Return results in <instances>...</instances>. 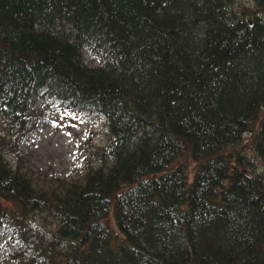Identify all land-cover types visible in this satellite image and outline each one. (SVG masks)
<instances>
[{"label": "trees", "instance_id": "obj_1", "mask_svg": "<svg viewBox=\"0 0 264 264\" xmlns=\"http://www.w3.org/2000/svg\"><path fill=\"white\" fill-rule=\"evenodd\" d=\"M250 2L0 0V232L55 216L46 264H264V0ZM37 98L102 114L105 159L35 179L16 139Z\"/></svg>", "mask_w": 264, "mask_h": 264}, {"label": "rangeland", "instance_id": "obj_2", "mask_svg": "<svg viewBox=\"0 0 264 264\" xmlns=\"http://www.w3.org/2000/svg\"><path fill=\"white\" fill-rule=\"evenodd\" d=\"M235 1L239 5H247L252 0ZM82 55L90 64L99 62L98 57L90 52L89 44L83 45ZM35 107L37 113L28 120L24 134L18 135L16 139V146L24 156L25 165L35 179L44 183L55 176L72 179L80 176L89 165L97 166L105 159L101 146L107 136V121L102 114L81 112L62 117L55 107L44 106L42 98L35 100ZM263 113L264 110L261 114ZM3 130L0 117V132ZM15 135L13 132L12 136ZM246 136L244 135L242 142H247ZM5 158L11 164L15 160L12 151H7ZM186 161L191 166L192 162L188 157ZM258 164L264 171V161L259 159ZM108 219L115 229L111 215ZM55 224L56 217L52 214L34 213L27 218L25 239L11 237L8 231H1L0 264H46V259L39 250L50 241V232Z\"/></svg>", "mask_w": 264, "mask_h": 264}, {"label": "water", "instance_id": "obj_3", "mask_svg": "<svg viewBox=\"0 0 264 264\" xmlns=\"http://www.w3.org/2000/svg\"><path fill=\"white\" fill-rule=\"evenodd\" d=\"M246 19L248 21V24L251 25L252 21L250 19H248V18H246Z\"/></svg>", "mask_w": 264, "mask_h": 264}]
</instances>
